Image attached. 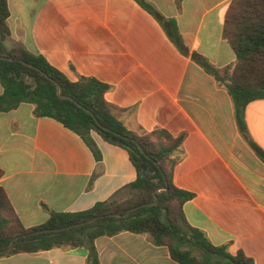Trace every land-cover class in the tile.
<instances>
[{
  "label": "crops",
  "instance_id": "crops-1",
  "mask_svg": "<svg viewBox=\"0 0 264 264\" xmlns=\"http://www.w3.org/2000/svg\"><path fill=\"white\" fill-rule=\"evenodd\" d=\"M6 0L8 44L42 56L70 81L108 85L105 100L135 133L182 135L173 184L193 196L187 222L230 254L264 264V163L240 134L226 88L194 55L221 74L235 62L224 37L231 0ZM3 88L0 84V96ZM21 103L0 112V188L26 228L49 212L75 213L118 197L137 173L128 153L91 136L97 162L82 139ZM245 122L264 151V100L249 103ZM99 264H177L148 235L123 232L95 242ZM84 248L0 258V264H87Z\"/></svg>",
  "mask_w": 264,
  "mask_h": 264
},
{
  "label": "trees",
  "instance_id": "trees-1",
  "mask_svg": "<svg viewBox=\"0 0 264 264\" xmlns=\"http://www.w3.org/2000/svg\"><path fill=\"white\" fill-rule=\"evenodd\" d=\"M138 4L153 16H160L144 0ZM9 16L6 0H0V112L15 109L21 103L33 105L35 117H49L77 134L100 162L101 155L91 136L94 132L105 142L124 149L136 170V180L121 193L129 196L96 203L92 208L75 213L50 211L45 223L26 228L13 211L0 188V250L16 238L10 251L0 258L17 254H35L51 249L84 248L87 264H99L94 242L128 232L148 235L153 245L165 247L177 264H253L243 253H229L227 245H213L200 229L186 220L183 205L192 194L173 184L183 136L174 137L163 129L149 133L129 130L117 117L113 106L105 100L109 87L94 78L79 77L70 81L42 56L24 48L8 50ZM224 37L231 44L235 62L222 74L204 58L194 55L198 65L223 85L230 96L240 134L248 141L256 156L264 163V151L250 138L246 122V106L264 100V0H231L224 21ZM59 94L67 98L61 99ZM86 110V111H85ZM88 111V112H87ZM164 188L156 193L154 191ZM137 208V209H134ZM114 217L112 214H125ZM96 220L81 227L60 232L37 233Z\"/></svg>",
  "mask_w": 264,
  "mask_h": 264
},
{
  "label": "water",
  "instance_id": "water-1",
  "mask_svg": "<svg viewBox=\"0 0 264 264\" xmlns=\"http://www.w3.org/2000/svg\"><path fill=\"white\" fill-rule=\"evenodd\" d=\"M0 59H5V60H11L9 58H3V57H0ZM56 91H57V94L58 96L61 98V99H65L67 98L66 96H62L59 94V87L58 85H56ZM86 111V110H85ZM88 112V111H87ZM164 188H158L154 191V203H156L157 201V198H156V193L160 190H163ZM134 209H137V208H134ZM134 209H130L128 210L125 214H118V213H115V214H112L110 216H114V217H126L131 211H133ZM96 220V218H91L85 222H81V223H78V224H74V225H71V226H68V227H64V228H59V229H45V230H40V231H36V232H33L32 234H37V233H48V232H60V231H64L66 229H70V228H75V227H81V226H85L87 224H90L92 222H94ZM16 238L12 239V241L10 242L9 246L5 249V250H0V255L2 254H5L7 253L8 251L11 250L12 246H13V243L15 241Z\"/></svg>",
  "mask_w": 264,
  "mask_h": 264
},
{
  "label": "rangeland",
  "instance_id": "rangeland-1",
  "mask_svg": "<svg viewBox=\"0 0 264 264\" xmlns=\"http://www.w3.org/2000/svg\"><path fill=\"white\" fill-rule=\"evenodd\" d=\"M5 45V44H4ZM8 50H12V49H17L20 48V45H16V44H8L7 46H5ZM129 196V194L127 192H124L122 194H120L118 197H116L114 200L115 201H121L123 199H126Z\"/></svg>",
  "mask_w": 264,
  "mask_h": 264
}]
</instances>
